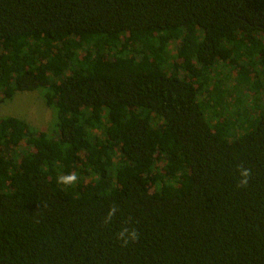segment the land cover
Here are the masks:
<instances>
[{"label":"trees","instance_id":"trees-1","mask_svg":"<svg viewBox=\"0 0 264 264\" xmlns=\"http://www.w3.org/2000/svg\"><path fill=\"white\" fill-rule=\"evenodd\" d=\"M32 91L55 121L0 118V264H264V0H0V103Z\"/></svg>","mask_w":264,"mask_h":264},{"label":"rangeland","instance_id":"rangeland-1","mask_svg":"<svg viewBox=\"0 0 264 264\" xmlns=\"http://www.w3.org/2000/svg\"><path fill=\"white\" fill-rule=\"evenodd\" d=\"M3 117H15L38 131L48 130L55 121V113L45 105L39 91L18 92L0 103V118Z\"/></svg>","mask_w":264,"mask_h":264},{"label":"clouds","instance_id":"clouds-1","mask_svg":"<svg viewBox=\"0 0 264 264\" xmlns=\"http://www.w3.org/2000/svg\"><path fill=\"white\" fill-rule=\"evenodd\" d=\"M237 172V187L246 188L253 175L252 170L248 167L240 165L237 169ZM77 179L78 178L75 174L61 175L57 178V183L70 186L75 185L77 183ZM118 211H120V209L117 205H111L107 213L104 215L103 224H110ZM139 235L140 234L135 227L129 228L127 226H121L119 231H117L115 234V239L120 242L121 247H127L130 243L136 242L139 239Z\"/></svg>","mask_w":264,"mask_h":264}]
</instances>
